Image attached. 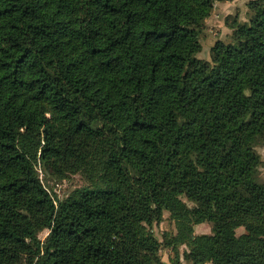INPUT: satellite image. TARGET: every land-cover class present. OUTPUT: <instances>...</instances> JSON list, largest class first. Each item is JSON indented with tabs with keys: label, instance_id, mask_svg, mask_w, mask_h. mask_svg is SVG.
Listing matches in <instances>:
<instances>
[{
	"label": "trees",
	"instance_id": "obj_1",
	"mask_svg": "<svg viewBox=\"0 0 264 264\" xmlns=\"http://www.w3.org/2000/svg\"><path fill=\"white\" fill-rule=\"evenodd\" d=\"M213 1L0 0V264H159L164 209L192 264H264V0L206 60Z\"/></svg>",
	"mask_w": 264,
	"mask_h": 264
},
{
	"label": "rangeland",
	"instance_id": "obj_2",
	"mask_svg": "<svg viewBox=\"0 0 264 264\" xmlns=\"http://www.w3.org/2000/svg\"><path fill=\"white\" fill-rule=\"evenodd\" d=\"M248 1L249 0H214L211 7L210 15L204 19L200 40L202 49L197 56L209 60L210 47L215 40H229L232 29L230 24L234 19L246 21L248 19ZM260 155V165L257 173L261 179H264V143L256 147ZM36 170L44 186L48 189L54 198H64L71 194L76 188L86 184V178L81 170L67 171L64 175L59 176L54 170L45 168L38 160L35 163ZM181 198L187 205H193L185 195ZM154 236L160 242L158 255L160 256L159 264H192V261L186 258L185 253L189 250L188 245L179 244L176 248L168 244L170 236L176 234L177 229L175 221L171 218L170 212L166 209L162 211L161 217L154 221L152 225ZM237 233L243 231V227L236 229ZM48 230L43 229L39 232V237L44 239ZM193 233H212V223L203 221L193 225ZM177 253H176V252ZM24 264V263H23ZM204 264H212L206 262Z\"/></svg>",
	"mask_w": 264,
	"mask_h": 264
}]
</instances>
